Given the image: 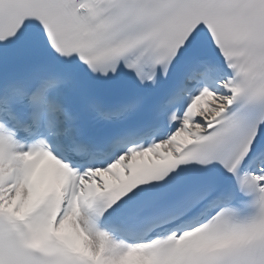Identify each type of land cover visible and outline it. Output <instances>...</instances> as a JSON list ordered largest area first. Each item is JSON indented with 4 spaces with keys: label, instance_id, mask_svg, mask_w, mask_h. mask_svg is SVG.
<instances>
[{
    "label": "snow or ice",
    "instance_id": "1",
    "mask_svg": "<svg viewBox=\"0 0 264 264\" xmlns=\"http://www.w3.org/2000/svg\"><path fill=\"white\" fill-rule=\"evenodd\" d=\"M0 264H264V0H0Z\"/></svg>",
    "mask_w": 264,
    "mask_h": 264
}]
</instances>
